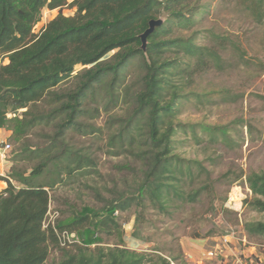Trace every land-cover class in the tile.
Returning <instances> with one entry per match:
<instances>
[{
  "label": "trees",
  "instance_id": "1",
  "mask_svg": "<svg viewBox=\"0 0 264 264\" xmlns=\"http://www.w3.org/2000/svg\"><path fill=\"white\" fill-rule=\"evenodd\" d=\"M195 1L0 0V130L11 132L19 143L41 125L56 127L48 148L22 146L16 161H38L28 175L14 167L8 171L18 189L8 180L0 191V264H46L53 248L62 251L61 260L54 264H185L160 250L147 253L122 244L100 246V233L118 229L113 215L128 210L131 201L138 199L139 206L149 201L168 213L175 201L195 203L202 195V190L187 195L182 184L186 176L193 175L194 165L200 164L174 153L179 131L187 133L189 128L195 137L197 133V126L175 124L186 98L180 80L207 70L217 58L215 52L199 46L195 36H182L207 14L206 6ZM65 8L75 13L66 16ZM46 9L59 13L37 32ZM162 15L165 21L149 35L143 50L142 35ZM137 60L144 70L142 91L116 138L118 147L127 143L128 151L146 162L145 176L137 195L114 205L100 221L74 213L58 220L57 230L74 233L80 242L73 249L62 248L54 229L44 227L50 190L66 179L85 175L91 162L65 149L55 180L44 183L40 178L59 151L57 142L77 128L86 103L97 93L106 94L114 103L125 70ZM70 80L76 86L64 92L62 86ZM43 103L51 110L39 111ZM203 129L208 132L209 128ZM247 184L253 198L246 204L263 213L264 173H251ZM246 230L251 237H264V222L249 223Z\"/></svg>",
  "mask_w": 264,
  "mask_h": 264
},
{
  "label": "rangeland",
  "instance_id": "2",
  "mask_svg": "<svg viewBox=\"0 0 264 264\" xmlns=\"http://www.w3.org/2000/svg\"><path fill=\"white\" fill-rule=\"evenodd\" d=\"M195 2L206 6L207 14L182 36H195L197 44L215 52L217 58L207 70L180 80L186 98L175 124L197 126V133L195 137L189 128L187 133L179 131L174 153L200 164L194 165L193 175L186 176L182 184L187 195L196 190H202V195L195 203L175 201L168 213L149 201L141 206L138 199L131 201L128 210L113 215L118 229L100 233V246L122 244L147 253L160 250L185 264H264V237H251L246 230L249 223L264 222V212L246 204L253 198L247 177L264 173V0ZM58 13L49 15V21ZM74 13L75 9L63 10L66 16ZM165 18L162 15L160 20ZM143 76L141 61L132 62L116 101L110 103L106 94L97 93L86 103L77 128L57 142L59 151L40 181L55 180L65 149L85 155L91 165L85 175L66 179L50 190L49 218L58 213V221L74 213L98 222L114 205L137 195L146 162L129 152L127 143L118 147L116 137L135 109ZM75 86L76 81L70 80L62 90ZM50 110L43 103L39 111ZM54 126L41 125L19 143L5 131L4 140L11 146L9 170L14 167L28 175L38 161H16V157L22 146L48 148L56 134ZM202 126L213 130L204 131ZM61 257L62 251L53 248L46 264L58 263Z\"/></svg>",
  "mask_w": 264,
  "mask_h": 264
},
{
  "label": "built area",
  "instance_id": "3",
  "mask_svg": "<svg viewBox=\"0 0 264 264\" xmlns=\"http://www.w3.org/2000/svg\"><path fill=\"white\" fill-rule=\"evenodd\" d=\"M55 12H56V10L50 11L47 9L43 11L42 19L36 27L37 32H39L49 22V20H50L49 15H51ZM10 150H11V146L9 144H6L5 140H2L0 138V159L2 161H4L7 164V166H9L8 154L10 153ZM8 171H9V168L0 176V178L5 180V182H7L9 180L18 189L17 184H15V182H13L8 177ZM49 216H50V211L48 212L46 221L44 223V227L45 228L52 227L54 229V231L57 233L59 244L62 248H69L74 244H80L79 240L77 239V237L74 233H70L68 231L60 232L57 230V224H56L57 221L56 220L59 217L58 213H55L53 217L49 218ZM209 255L213 256L214 254L211 252V254H209Z\"/></svg>",
  "mask_w": 264,
  "mask_h": 264
},
{
  "label": "crops",
  "instance_id": "4",
  "mask_svg": "<svg viewBox=\"0 0 264 264\" xmlns=\"http://www.w3.org/2000/svg\"><path fill=\"white\" fill-rule=\"evenodd\" d=\"M74 0H69V3H72ZM6 137V132L4 130H0V138L4 140ZM9 168L7 164L0 159V176ZM7 187V182L0 178V191Z\"/></svg>",
  "mask_w": 264,
  "mask_h": 264
},
{
  "label": "water",
  "instance_id": "5",
  "mask_svg": "<svg viewBox=\"0 0 264 264\" xmlns=\"http://www.w3.org/2000/svg\"><path fill=\"white\" fill-rule=\"evenodd\" d=\"M162 23L161 20H152L149 24V29L142 35V49L145 50L146 44H147V38L149 35L155 30L156 27H158Z\"/></svg>",
  "mask_w": 264,
  "mask_h": 264
}]
</instances>
